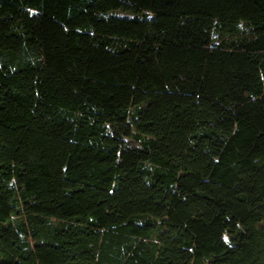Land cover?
<instances>
[{"label":"trees","instance_id":"trees-1","mask_svg":"<svg viewBox=\"0 0 264 264\" xmlns=\"http://www.w3.org/2000/svg\"><path fill=\"white\" fill-rule=\"evenodd\" d=\"M0 264H264V0H0Z\"/></svg>","mask_w":264,"mask_h":264}]
</instances>
